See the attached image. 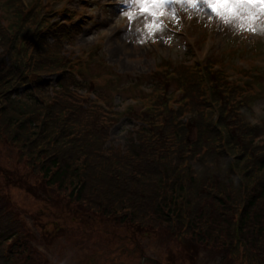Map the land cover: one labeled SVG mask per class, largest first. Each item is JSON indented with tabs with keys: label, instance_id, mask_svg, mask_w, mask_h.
<instances>
[{
	"label": "trees",
	"instance_id": "16d2710c",
	"mask_svg": "<svg viewBox=\"0 0 264 264\" xmlns=\"http://www.w3.org/2000/svg\"><path fill=\"white\" fill-rule=\"evenodd\" d=\"M37 9L0 18V264H48L41 245L58 252L62 241L105 235L144 264L162 260L148 259L142 241L162 236L181 248L178 264H197L203 251L264 264V123L253 122L252 87L213 56L162 60L122 113L135 122L122 149L108 143L121 115L110 91L79 79L98 54L81 62L64 47L83 25L66 10L48 20ZM13 160L26 170L7 167ZM13 189L42 201V222L25 221ZM92 251L85 264H112L98 243Z\"/></svg>",
	"mask_w": 264,
	"mask_h": 264
},
{
	"label": "rangeland",
	"instance_id": "374dc122",
	"mask_svg": "<svg viewBox=\"0 0 264 264\" xmlns=\"http://www.w3.org/2000/svg\"><path fill=\"white\" fill-rule=\"evenodd\" d=\"M6 3L7 0H0V18L5 24L12 19L14 8L22 6L26 9L35 5L39 16L44 14L48 16V20L55 11L66 10L72 15L73 22L79 20L83 25V30L74 43L64 47L79 54L81 62V57L86 59L88 55L98 54L97 59L88 64L87 72H81L79 79L83 82L85 79L86 83L93 79L97 91H110L108 97L113 109L121 114L110 130L108 143L111 145L122 149L126 146L135 122L122 113L126 107L136 104V96L133 95L135 92L149 88L151 81L146 76L162 60L171 64H190L204 60L207 56L217 58L231 81L252 87L248 91V104L252 106L253 122L264 123V7L260 5L237 6L239 11L235 16L225 17L234 20L232 28H229L206 17L192 15L194 5H176L182 18L180 22L165 10V6H147L151 10L149 19L129 26V18L144 16L142 9L146 6L133 5L127 15H123L121 0H21L19 4L12 3L9 7H6ZM204 7L207 8V5ZM155 21H159L167 29L163 35L158 34ZM106 73L112 74L105 78ZM137 79H141L139 86ZM93 96L94 92L90 94L91 98ZM1 155L0 153V162L3 164L6 158L2 159ZM8 162L7 167L11 169L26 170L19 162L15 165L16 160ZM12 195L16 208H19L26 222L27 215L37 216L40 222L44 220L39 214L42 201L35 200L19 189H13ZM28 226L31 231L37 232L34 224ZM96 235L102 236L99 233ZM167 238L162 236L159 239L143 240L142 248L146 257L162 260L158 264H166L165 259L173 257L178 264L181 248L172 244L169 246ZM107 240L111 244L105 245ZM82 241L89 243L87 246H80L73 239L71 242L59 243L58 252L47 249L44 245L39 249L45 254L48 264H85V259L93 254L92 250L98 243L101 249H105L107 258L113 259L112 264H144V260L139 259L140 253L128 256L124 253L119 238L111 239L105 235L104 238L94 236ZM129 249L132 250L133 245H129ZM215 256V253L209 251L200 252L197 264H233L228 263L226 258Z\"/></svg>",
	"mask_w": 264,
	"mask_h": 264
},
{
	"label": "snow or ice",
	"instance_id": "6c2138e0",
	"mask_svg": "<svg viewBox=\"0 0 264 264\" xmlns=\"http://www.w3.org/2000/svg\"><path fill=\"white\" fill-rule=\"evenodd\" d=\"M182 6L194 5L191 9L192 15H199L206 17L210 21L221 23L223 26L232 28L234 20L231 18L225 19V17H233L239 11L237 6L241 5H260L264 7V0H121V14L127 15L132 9L133 5L146 6L142 11L145 13L141 17H130L129 26L132 23H139L141 21H147L151 10L147 6H165V10L171 13L174 18H178L179 9H176V5ZM207 5V8L204 6ZM185 10H187L185 8ZM158 28V34L163 35L167 29L159 21H155ZM147 26V25H146Z\"/></svg>",
	"mask_w": 264,
	"mask_h": 264
}]
</instances>
